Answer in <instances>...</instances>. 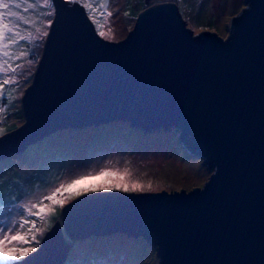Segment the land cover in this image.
<instances>
[{
  "label": "water",
  "instance_id": "95a60500",
  "mask_svg": "<svg viewBox=\"0 0 264 264\" xmlns=\"http://www.w3.org/2000/svg\"><path fill=\"white\" fill-rule=\"evenodd\" d=\"M52 3L24 121L0 135V160L62 129L124 121L173 128L210 174L188 191L81 194L13 264H63L76 241L114 233L144 239L159 264H264V0H244L225 38L191 30L173 0H144L118 41L79 1Z\"/></svg>",
  "mask_w": 264,
  "mask_h": 264
},
{
  "label": "rangeland",
  "instance_id": "374dc122",
  "mask_svg": "<svg viewBox=\"0 0 264 264\" xmlns=\"http://www.w3.org/2000/svg\"><path fill=\"white\" fill-rule=\"evenodd\" d=\"M78 1L84 7L85 0ZM143 1L87 0L96 10L98 19L104 20L101 13L105 16L111 13V16L104 20L103 37L98 34L94 21L89 19L101 38L118 41L123 39L133 27L138 12L143 8ZM173 1L176 2L182 18L191 30L194 32L210 30L221 37L227 34L229 18L238 13L244 5V0ZM12 3L11 11L18 13L25 20H30L31 23L25 24L24 20L17 17H6V22L10 26H17V31L25 37L31 34V38L18 40L17 43L10 45L8 51L19 57L18 59L3 57L0 53V63L4 59H9V63L16 69L14 72L0 69V83L11 77V82L0 89V129H5V133L24 121L20 99L25 88L31 83L41 55L45 33L51 25L49 21L52 22L54 17L52 0H49L48 5H45L44 0H12ZM15 4H19L20 7L16 8ZM84 9L89 17V10L85 7ZM0 11L7 10L0 9ZM22 52L26 55L20 56ZM128 127L127 122L113 121L100 126L62 129L37 142L25 154L0 160V230L18 229V225L23 224L25 220L37 219L29 215L28 207L43 201L51 208V202L44 197L61 183L66 184L80 175L95 174L105 168L120 173L127 170L128 174L123 182L129 184V187L133 183L142 187V190L137 189L134 190L135 192L173 191L182 188L188 191L192 187H200L208 179L210 172L202 166L200 159L187 157L188 155L184 157L179 153L177 134L174 133L173 128L170 131L162 129L135 134L136 131L133 133L131 130L130 133ZM93 151L94 153H91ZM60 166L61 169H58ZM34 171L40 175V180L36 179L38 188H33L28 176ZM111 190L118 189L101 191ZM65 197L63 206L77 195L65 193ZM62 207L56 205L54 215ZM59 220L60 217H57L55 222ZM38 226L43 234L51 227L50 224L43 226V222ZM42 236H39V243ZM113 236L78 241L76 247L74 246L69 253L71 258L68 257L63 264H91L94 261L100 263L107 258L110 260L117 252L116 244L107 245L106 242L112 238L123 239L122 234ZM137 241L140 242L139 238H135L133 243L136 244ZM12 243L15 245L17 242ZM38 245L32 243L30 247L36 249ZM128 250L126 248V251ZM149 258L148 251L144 254L141 248L130 246L128 264H148ZM13 262L15 261L0 259V264Z\"/></svg>",
  "mask_w": 264,
  "mask_h": 264
},
{
  "label": "snow or ice",
  "instance_id": "6c2138e0",
  "mask_svg": "<svg viewBox=\"0 0 264 264\" xmlns=\"http://www.w3.org/2000/svg\"><path fill=\"white\" fill-rule=\"evenodd\" d=\"M45 5L49 4V0H44ZM73 2H78V0H73ZM13 6L12 0H0V9H5L7 11H0V53L3 57H11V59H18L19 57L10 54L8 51L10 45L15 44L18 40H24L31 38V34L28 37L22 35L17 31V26H10L6 22V17H17L18 19L24 20L25 24L31 23L30 20H25L23 17L19 16L18 13L11 11ZM16 8H19V4H15ZM84 7L89 10V18L92 19L96 25L98 34L103 37L105 35L104 20L107 17L111 16V13H108L107 16L104 13H101V17H104V20L98 19L96 16V10L94 9L91 3H88L87 0L84 2ZM27 11V9H25ZM51 23V21H49ZM110 30V29H109ZM47 35V33H45ZM26 53H20V56H24ZM7 66L6 68L4 66ZM0 69L4 71H15L16 69L9 63V59H4L0 63ZM11 82V77L3 80L0 83V89ZM5 129H0V135L5 133ZM127 170L124 173L114 171L112 169H101L95 174L88 173L80 175L78 178H73L70 182L66 184L61 183L58 187L52 189L50 194L44 197L45 200L51 202L52 207L49 208L43 201H39L36 204L30 205L28 207L29 215L36 217L37 219L25 220L23 224L18 225V229H8L0 230V259L9 260V261H21L23 257L28 256L29 252H33L36 249L30 247L32 243L39 244L38 236H42L43 232L38 227V224L41 222L46 223L51 219V216L54 215L55 206H63L66 199L65 193L68 195H80L81 192H96L101 190H110L112 188L121 189L125 192L130 190L141 189V185L137 183L129 184L124 183V178L127 175ZM114 178V179H109ZM150 187V186H149ZM15 232V234H10ZM12 242H17L13 245ZM11 245V246H10ZM27 245V246H26Z\"/></svg>",
  "mask_w": 264,
  "mask_h": 264
},
{
  "label": "trees",
  "instance_id": "16d2710c",
  "mask_svg": "<svg viewBox=\"0 0 264 264\" xmlns=\"http://www.w3.org/2000/svg\"><path fill=\"white\" fill-rule=\"evenodd\" d=\"M115 122H118V121H115ZM100 125H102V124H100ZM99 125V126H100ZM128 130H129V132L131 133V130H132V132L134 133L135 131V134L138 132H140V133H143L142 131H140V130H134L133 128H131V127H128ZM127 135V134H126ZM50 136V135H49ZM48 136V137H49ZM96 137H98V136H96ZM47 138V137H46ZM134 139V137L132 138V140ZM36 143H34L33 145H35ZM33 145H29L23 152H21L19 155H21V154H25L26 153V151H28V149L30 148V147H32ZM93 147H95V146H93ZM93 147L91 148V151L93 150ZM91 153H94V151L93 152H91ZM90 153V154H91ZM179 153H181L184 157L187 155V154H185L184 152H182L181 150H180V148H179ZM92 155V154H91ZM16 156H18V155H16ZM188 157V156H187ZM201 161V160H200ZM58 169H61V166L60 167H58ZM29 176V179H30V182L32 183V185H33V188H38L39 187V185H37L36 184V179L37 180H40V178H39V176L40 175H38L37 173H36V171H34V172H30V175H28ZM43 177V176H42ZM116 189V188H115ZM118 190H120V191H123V190H121V189H118ZM130 191H133V190H130ZM129 192V191H128ZM140 192V191H139ZM57 211V210H56ZM59 214H60V211H58V212H56V214L52 217L51 216V219H53V220H49V221H47L46 223H44L43 222V226L44 225H47V224H50V226L55 222V220L57 219V217H59ZM42 223V222H41ZM41 223H39V225L41 226ZM39 227V226H38ZM47 231V230H46ZM45 231V232H46ZM118 234H122V233H114V234H110V235H106V236H103V237H109V238H111V237H114L113 235H118ZM44 235V234H43ZM123 235V239H114V238H112V240H108L107 242H106V244L107 245H112V244H116V253L113 255V257L109 260V258H107V260L105 259V260H103V261H101L100 263H96L95 261L94 262H91V264H128L129 263V253H130V246L131 245H135L136 247H139V248H141L142 250H143V252H144V254L148 251L149 253H150V258H149V260H148V264H158V259H157V257H156V254H155V251H154V249L151 247V246H149L148 244H147V242L144 240V239H142L141 237H138L139 238V240H140V242L139 241H137L136 242V244H134L133 243V241L135 240V237H129V236H126L125 234H122ZM92 238H95V237H90V238H88V239H92ZM96 238H99V237H96ZM126 238H127V240H126ZM38 239H39V236H38ZM114 239V240H113ZM137 239V238H136ZM78 241H76L75 243H74V246L76 247V243H77ZM11 246V245H10ZM74 246H73V248H74ZM72 248V249H73ZM126 248H128L129 250L128 251H126ZM72 251V250H71ZM68 257H69V255H68ZM69 258H71V257H69ZM23 259V258H22ZM68 260V258L66 259V261ZM65 261V262H66ZM16 262V261H15ZM15 262H13V263H15ZM64 262V263H65ZM12 263V264H13Z\"/></svg>",
  "mask_w": 264,
  "mask_h": 264
},
{
  "label": "clouds",
  "instance_id": "9594fccd",
  "mask_svg": "<svg viewBox=\"0 0 264 264\" xmlns=\"http://www.w3.org/2000/svg\"><path fill=\"white\" fill-rule=\"evenodd\" d=\"M175 2V1H174ZM176 3V2H175ZM226 36V35H225ZM225 36H224V38H225ZM96 238V237H95Z\"/></svg>",
  "mask_w": 264,
  "mask_h": 264
}]
</instances>
